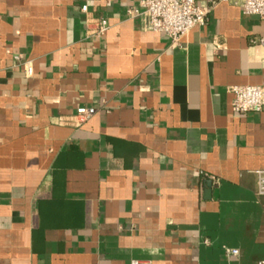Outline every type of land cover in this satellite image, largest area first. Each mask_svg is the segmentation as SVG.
<instances>
[{
    "label": "crops",
    "instance_id": "crops-1",
    "mask_svg": "<svg viewBox=\"0 0 264 264\" xmlns=\"http://www.w3.org/2000/svg\"><path fill=\"white\" fill-rule=\"evenodd\" d=\"M142 1L0 0V264L264 262V113L229 92L264 85V22L196 0L174 45Z\"/></svg>",
    "mask_w": 264,
    "mask_h": 264
},
{
    "label": "built area",
    "instance_id": "built-area-1",
    "mask_svg": "<svg viewBox=\"0 0 264 264\" xmlns=\"http://www.w3.org/2000/svg\"><path fill=\"white\" fill-rule=\"evenodd\" d=\"M218 3H228L241 8L244 15L256 16L264 22V0H216ZM211 6H200L196 0H143L141 10L132 11L131 15L140 17L150 31L165 35L174 45L179 44L194 28L205 26ZM87 13V6L81 8ZM110 29L105 19H91L88 23V34L92 38L101 39ZM252 44L264 48V36L252 40ZM27 78H32L34 69L31 64L25 66ZM234 96L232 110L239 115L264 113V85L235 86L229 88ZM94 114L92 108H81L76 118L87 121ZM257 176V195L264 197V170L255 172ZM226 256L233 259L239 255L237 250L226 249ZM132 264H140L133 262ZM256 264H264L259 262Z\"/></svg>",
    "mask_w": 264,
    "mask_h": 264
}]
</instances>
